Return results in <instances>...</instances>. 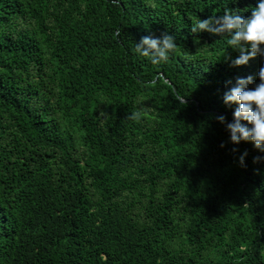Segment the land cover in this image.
Listing matches in <instances>:
<instances>
[{"label":"trees","instance_id":"16d2710c","mask_svg":"<svg viewBox=\"0 0 264 264\" xmlns=\"http://www.w3.org/2000/svg\"><path fill=\"white\" fill-rule=\"evenodd\" d=\"M256 3L0 0V264H264V152L216 119L264 57L191 32Z\"/></svg>","mask_w":264,"mask_h":264},{"label":"clouds","instance_id":"9594fccd","mask_svg":"<svg viewBox=\"0 0 264 264\" xmlns=\"http://www.w3.org/2000/svg\"><path fill=\"white\" fill-rule=\"evenodd\" d=\"M191 32L193 34L207 32L216 36L227 34V43L234 50H238L239 56L233 60L234 66L247 65L257 56L264 57V0H257L251 9L250 15L245 17L238 11L226 9L219 17L213 15L208 19L194 21ZM178 47L176 38L164 32L160 37L144 36L136 43L135 51L148 58L153 64H160L169 59ZM259 83L255 87H249L255 83L253 76L246 78L237 77L235 86L224 93L223 101L226 105H238L233 113V121L227 122L225 116H217L216 119L226 125L230 132V141L239 145L241 142H251L255 148L264 152V66L258 71ZM174 99L181 104L187 103L185 96L175 93ZM147 109L134 111L128 118L139 120L145 115ZM221 144V147H224ZM238 152L239 149L233 148ZM247 150L239 156L241 167H246L245 158ZM264 160V156H256L253 163Z\"/></svg>","mask_w":264,"mask_h":264}]
</instances>
